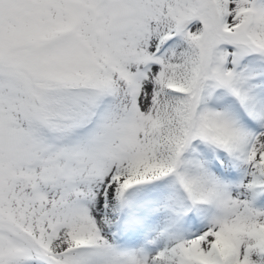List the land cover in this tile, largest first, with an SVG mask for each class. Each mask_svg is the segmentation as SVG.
<instances>
[{"label": "snow or ice", "instance_id": "obj_1", "mask_svg": "<svg viewBox=\"0 0 264 264\" xmlns=\"http://www.w3.org/2000/svg\"><path fill=\"white\" fill-rule=\"evenodd\" d=\"M0 264H264V0H0Z\"/></svg>", "mask_w": 264, "mask_h": 264}]
</instances>
